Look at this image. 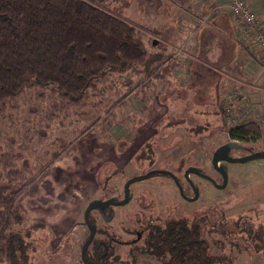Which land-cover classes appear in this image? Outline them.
<instances>
[{
  "label": "rangeland",
  "instance_id": "374dc122",
  "mask_svg": "<svg viewBox=\"0 0 264 264\" xmlns=\"http://www.w3.org/2000/svg\"><path fill=\"white\" fill-rule=\"evenodd\" d=\"M92 1L109 8L127 2L125 18L146 29L147 50L164 57L150 76L142 71L129 77L114 74L106 82L111 90L107 99L116 100V91L124 97L91 126L74 114L53 111L49 88H28L1 105V152L6 145L16 151L20 146L22 155L32 159L43 150L56 149L58 142L67 144L32 189L19 197L26 222L41 225L32 232L28 264H86L80 251L88 237L83 220L87 205L113 196L123 199L125 181L151 169L170 171L188 197L193 196L190 181L198 196L184 199L169 175L156 172L129 184L125 204H108L107 219L99 210L106 207L90 210L88 218L96 223L93 238L116 241L106 263L159 264L153 255L137 251L146 228L163 226L173 218L196 217L205 221L203 237L211 254L226 253L232 264H264L262 250L245 242L240 233L229 234L241 219H248L253 227L264 226V158L220 161L227 174L224 188L194 172L184 177L188 167H195L221 184L211 159L214 150L227 142L241 146L231 149L230 156L264 151L263 123L241 125L258 128L257 135L235 139L229 135L244 122L236 119V124L232 116L238 113L239 118L248 111L236 103L249 109L248 99H264V51L249 42L261 26L264 29V0H152L145 13L142 0ZM251 11L253 23L244 20ZM229 25L243 47L230 42ZM207 36L213 38L209 44L204 40ZM227 44L234 48L229 64ZM222 64L227 66L220 69ZM244 83H250L245 85L251 97L247 102L227 98L238 94ZM134 230H142L139 237ZM226 237H239L240 243L231 245Z\"/></svg>",
  "mask_w": 264,
  "mask_h": 264
},
{
  "label": "trees",
  "instance_id": "16d2710c",
  "mask_svg": "<svg viewBox=\"0 0 264 264\" xmlns=\"http://www.w3.org/2000/svg\"><path fill=\"white\" fill-rule=\"evenodd\" d=\"M127 5L125 1L109 8L92 0H0V107L28 88H49L53 111L74 114L86 126L100 120L124 97L116 91V100L107 99L111 90L106 82L114 74L129 77L142 71L150 76L164 57L147 50L146 29L125 18ZM233 52L226 51L228 64ZM255 129L235 127L229 135L245 138L257 135ZM55 145L56 149L43 150L32 159L22 155L20 146L18 151L8 145L5 152L0 151V264L29 262L32 232L41 225L26 222L19 197L32 189L67 147L66 143ZM255 152L260 151L247 154ZM89 222L94 223L91 218ZM148 227L137 251L153 255L159 264H232L228 254L210 253L203 237L204 219L180 217ZM234 227L236 231L229 234H242L240 238L264 252V226L253 227L248 219H241ZM226 238L231 245L240 243L239 237ZM113 241L93 238L86 258L107 264Z\"/></svg>",
  "mask_w": 264,
  "mask_h": 264
},
{
  "label": "water",
  "instance_id": "95a60500",
  "mask_svg": "<svg viewBox=\"0 0 264 264\" xmlns=\"http://www.w3.org/2000/svg\"><path fill=\"white\" fill-rule=\"evenodd\" d=\"M155 43H156V41H153V44H155ZM238 147H240V145L238 143H235V142L231 141V142H227V143H224V144L218 146L213 152L211 163H212L214 169H216L222 176V183L219 184V185L216 184V186L218 188H224L225 185L227 184V174H226V171H225L223 165L219 164L220 161L242 162V161H246L248 159L264 158V151L255 152V153H249V154L242 155V156H237V157L236 156H230L228 154L231 149L238 148ZM155 172H164V173L171 174L173 180L175 181V183L177 184V186L179 188L180 193L183 194L181 185L179 184V181H178L177 177L175 175H173L170 171L164 170V169H151V170L145 172L144 174L133 176V177H131V178H129V179H127L125 181L124 189H123L124 197L120 201H114V197H110V198H108L106 200H100V199L92 200L87 205V207L85 208V210L83 212V220H84V223L86 224V226L88 227V237L85 240V242H84V244H83V246L81 248V251H80V257H81L83 262L91 263V261H89L86 258L85 252H86L87 247L91 243V241H92V239H93V237L95 235V231H96L95 224H91L89 222V218H88L89 211L94 209V208H97V207L104 208L108 204H114V205L125 204L128 201V199H129V194H128V192H129V184L134 182V181L144 179L147 176H149L150 174H153ZM190 172H194V173H198V174L200 173L197 168L188 167L185 170V175L188 176V173H190ZM200 174H203V173H200ZM193 190H194V194L190 198L192 200L196 199L197 196H198V191H197V189L194 186H193Z\"/></svg>",
  "mask_w": 264,
  "mask_h": 264
},
{
  "label": "built area",
  "instance_id": "2783aa9c",
  "mask_svg": "<svg viewBox=\"0 0 264 264\" xmlns=\"http://www.w3.org/2000/svg\"><path fill=\"white\" fill-rule=\"evenodd\" d=\"M234 10L237 12L236 9H234ZM253 14H254L253 11L247 12L244 15L245 18L243 17L244 20L247 21V22H250L251 20L254 21V15ZM250 23H253V22H250ZM245 33H248V32H245ZM249 42L252 43V44L255 42L257 44V48L264 51V29H263L262 26L258 29V33H257L256 36H255V34L251 36V39H250ZM245 85H250V83H244V86H242V87H240V89H238L239 90L238 94H229L227 96V98L232 99V100H237L239 98L240 101L247 102L246 99L251 98V97L249 96L248 88ZM257 98H258V96L257 97H253L251 99H248L250 101L249 104H251V107H250L251 109L250 108L249 109L246 108V106L243 107V105L240 104V103H236V105L239 108H242V109L244 108L245 111L246 110H248V111L245 112V114L243 113L242 117L239 116V118L236 117V115H238V113L236 115H233L232 118H231L232 119L231 121L234 122V123L236 122V124H238V121H236V119L244 120V122L240 121L239 127H242L241 125L245 124V122L248 123V124H251V123H256V124L263 123L264 124V99L261 96H259L258 100H257ZM259 104L262 105L260 108H258ZM232 112L233 111H231V113Z\"/></svg>",
  "mask_w": 264,
  "mask_h": 264
},
{
  "label": "flooded vegetation",
  "instance_id": "af4514ba",
  "mask_svg": "<svg viewBox=\"0 0 264 264\" xmlns=\"http://www.w3.org/2000/svg\"><path fill=\"white\" fill-rule=\"evenodd\" d=\"M238 148H241V146L240 147H238ZM229 155H230V151H229V153H228ZM223 162H225V161H223ZM216 170V169H215ZM217 171V170H216ZM218 172V171H217ZM156 173V172H155ZM160 173H162V174H165V175H169L171 178H172V175L171 174H169V173H164V172H160ZM202 173V172H201ZM197 175H199V176H201V177H203V178H206V179H208L209 181H211L214 185H216V183L211 179V178H209L207 175H205L204 173L203 174H198V173H196ZM221 175V174H220ZM148 177V176H147ZM146 177V178H147ZM184 177H186L187 178V176L186 175H184ZM222 177V176H221ZM145 179V178H144ZM172 180H173V178H172ZM174 181V180H173ZM175 182V181H174ZM189 183V185H190V187H191V189H192V191H193V194H194V190H193V184L189 181L188 182ZM177 185V184H176ZM178 187V186H177ZM178 191H179V188H178ZM179 194L184 198V199H187V200H189L191 197H188V196H186L184 193L183 194H181L180 193V191H179ZM114 197V199H116V196H113ZM116 201H120V200H117L116 199ZM101 212H100V215H101V217L102 218H104V219H107L106 217H105V212H104V210H108V207H106V208H104V209H99ZM91 224H93V223H91ZM95 224V228H96V223H94ZM88 228V227H87ZM134 231H136V230H134ZM140 232H142V230L140 231ZM140 232L138 231H136L135 233H136V235L138 234V237L140 236ZM95 233H96V231H95ZM119 241V240H118ZM117 241V242H118ZM124 242H126V241H124ZM92 243V242H91ZM90 243V244H91ZM130 244V243H129ZM90 246V245H89ZM90 254H91V251H90ZM88 252H87V255H90ZM87 259L89 260V261H91V263H86V264H98V262L97 261H94V260H92V258H89V257H87ZM108 264V263H107Z\"/></svg>",
  "mask_w": 264,
  "mask_h": 264
},
{
  "label": "crops",
  "instance_id": "0c3cea01",
  "mask_svg": "<svg viewBox=\"0 0 264 264\" xmlns=\"http://www.w3.org/2000/svg\"><path fill=\"white\" fill-rule=\"evenodd\" d=\"M144 1H145V2H144ZM151 1H152V0H150L149 2H148V0H142V1H141V4H142V5H145V7H144V13L146 12V9L149 8V6H150L149 3H151ZM153 1H154V0H153ZM143 2H144L145 4H143ZM152 3H153V2H152ZM158 4H159V3H158ZM158 4H157V6H158ZM157 6H156V7H157ZM150 10H151V9H150ZM155 18H156V17H155ZM227 30L229 31V32L227 33V36H228L229 39L231 40L230 42H231V43L234 42V43H236V44H239L241 47H243V46H242L240 43H238L237 40L234 38V35H233L234 33H233V31H232L233 29H232V27H231L230 25H229V28H228ZM204 38H206V37H204ZM212 39H213V38L211 37V39H208V40H207L208 44H209V41H210V40L212 41ZM213 45L216 46V43L213 42ZM218 45H219L220 48L222 47V46H221L222 44H219V43H218ZM227 45L229 46V51H230V53H232V52L234 51V48H232L233 46H232L231 44H230V45L227 44ZM241 47H240V48H241ZM236 49H237V48H236ZM241 49H242V48H241ZM240 52H242V51H240ZM237 53H238V52H237ZM237 55H238V54H237ZM240 58H241V57H240ZM241 60H242V59H241ZM256 65H258V64H256ZM258 66H261V65H258ZM260 82H262V81H260ZM261 88H263V87H261Z\"/></svg>",
  "mask_w": 264,
  "mask_h": 264
}]
</instances>
